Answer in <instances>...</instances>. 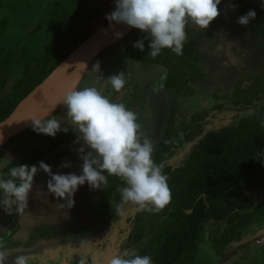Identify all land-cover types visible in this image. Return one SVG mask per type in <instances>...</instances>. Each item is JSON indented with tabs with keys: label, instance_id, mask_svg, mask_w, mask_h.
Segmentation results:
<instances>
[{
	"label": "trees",
	"instance_id": "obj_1",
	"mask_svg": "<svg viewBox=\"0 0 264 264\" xmlns=\"http://www.w3.org/2000/svg\"><path fill=\"white\" fill-rule=\"evenodd\" d=\"M6 1L0 0V10ZM236 5L241 16L250 9L257 12L256 19L244 28L264 42V9L243 1ZM104 9L95 0H73V10L61 14L41 54L36 48L28 54L19 53L18 48L21 44L24 47L29 38L40 35L44 24L22 38L11 32L0 37V122L82 43L110 23L107 18L99 20ZM144 36L145 33L134 28L125 38V59L165 68V88L174 92L177 103L181 98L193 96V86L204 80V73L198 68L199 51L187 39L183 55L165 49L154 59L149 54L148 40L144 41L143 51L133 47ZM214 97L230 102V111L237 114L221 130L204 129L207 112L178 122L174 103L153 157L157 163L165 164L171 202L158 213L138 211L128 218L130 232L125 228L117 238V242L124 241L121 254L137 248L140 255L151 256L153 264H203L200 255L208 249L216 264L227 258L233 247L246 240L251 229L264 220V79L254 78L248 84L240 82L232 95ZM215 110L221 111L223 107L218 105ZM61 127L68 131L58 132L55 137L41 133L39 138L29 139L25 135L33 130L30 128L9 140L0 148V159L10 156L13 162L0 170V177L7 178L12 166L39 167L40 161L50 165L68 156L78 145L77 133L69 122ZM185 149H188L185 157L170 165L178 152ZM107 180L99 190L92 217L82 229L86 238L119 226L124 205L121 206L117 189L126 185L118 177L108 176ZM113 247L114 244L109 251Z\"/></svg>",
	"mask_w": 264,
	"mask_h": 264
},
{
	"label": "clouds",
	"instance_id": "obj_2",
	"mask_svg": "<svg viewBox=\"0 0 264 264\" xmlns=\"http://www.w3.org/2000/svg\"><path fill=\"white\" fill-rule=\"evenodd\" d=\"M222 0H116V9L107 15L110 24H125L145 33L143 39L133 47L143 51L145 40L149 41V54L152 58L161 55L165 49L180 56L183 55L189 25L199 29H208L221 15ZM233 10L236 4H229ZM264 9V3L261 4ZM257 12L253 9L239 17L237 23L243 26L255 20ZM115 38L122 39L123 33L116 32ZM84 65L87 70V65ZM92 71H100V63ZM107 83L115 92L124 89V72L107 78ZM62 104L66 109L68 122L74 125L77 133L75 143L82 144L77 151L82 161V174H54L50 165L44 161L36 165L19 164L9 168L7 178L0 177V206L6 211L15 206L20 215L29 206V196L34 181L41 171L47 173L48 192L58 200L60 209H71L75 205L74 196L79 187L86 183L93 189H100L108 183L107 177H118L126 185L117 191L122 205H132L138 211L160 212L172 199L169 176L165 173V164L154 160L155 142L143 131L138 114L123 103L110 100L95 86L67 89L62 98L48 112L33 115V130L55 137L58 132H67L61 127L60 119L51 116V111ZM50 119H45L46 116ZM4 137L0 134V143ZM172 141H167L171 143ZM13 162L11 157L0 159V169ZM62 168L71 167L64 162ZM103 173H107L104 175ZM81 247H85L84 244ZM9 251L0 240V264H8ZM44 264V258L35 254H20L11 260V264ZM78 264H89V257L81 255ZM91 264H103L92 259ZM106 264H153L149 255H140L137 248H130L119 255H112Z\"/></svg>",
	"mask_w": 264,
	"mask_h": 264
},
{
	"label": "rangeland",
	"instance_id": "obj_3",
	"mask_svg": "<svg viewBox=\"0 0 264 264\" xmlns=\"http://www.w3.org/2000/svg\"><path fill=\"white\" fill-rule=\"evenodd\" d=\"M95 2L105 7L104 15L99 19L102 22L113 11L116 0H95ZM72 10L73 0H7L0 10V37L4 38L7 36V32H11L14 36L22 38L40 24H44V29L39 33L40 35L29 38L24 42V47L21 44L18 48L19 53L23 51L28 54L34 52L36 48L38 49L37 53L41 54L46 47L47 37L51 36L61 14L64 11L70 12ZM230 13L232 15L233 11L230 10ZM229 21L230 24H233L232 20L228 19ZM244 27L235 24L229 30L226 39L227 44L231 45L229 48H227L228 46L220 47L222 57L220 56L217 59L206 58V60L200 58L201 62L198 68L203 71L204 80L193 86L195 91L193 96L181 98L178 103L174 92L164 88L163 79L167 73L166 69L158 65L126 61L124 56L126 44L124 41L102 52L93 61L78 89L95 86L110 100L123 103L128 109L135 111L138 114L139 122L143 126V131L155 142V150L165 131L174 103L177 104L178 108L176 116L178 122L189 120L195 112L210 111V117H207V121L204 122L205 129L208 131L221 128L234 119L235 113L212 111L211 106L225 105V103H223L224 100L210 98V96L215 95L223 98L232 94L234 86L238 82L248 84L254 78L264 79V42L247 32ZM192 35V32L188 35L189 40H191ZM97 62L100 63V71H92ZM120 72H124L126 84L124 89L117 93L107 83V78ZM124 93L127 95L123 96ZM189 103L192 106H189ZM65 114L66 109L64 107L62 111L54 116L57 119L61 118V126L68 123ZM40 135L41 133L31 130L25 136L34 139L39 138ZM80 147H82V144H78L73 148L68 156L50 164L52 172L54 174H82V161L79 159L77 151ZM187 150L178 152L169 164L176 165L180 162L185 157ZM6 155L9 156L8 153ZM64 162H70L71 167L62 168L61 165ZM48 179V174L43 171L37 174L33 191L29 196V206L23 215L16 212L15 206L8 208L10 215H14L19 220L25 219L22 221L23 224L20 222L21 231L31 232L41 226L40 222H45L48 219H52L51 223L56 225L55 220L59 215H62L65 221L69 220L70 224L82 225L86 223L91 215L90 212L84 217L74 213V211L82 210L83 203L80 198L83 194L87 193L91 196L95 200L96 206L99 189L93 190L90 188L86 192L89 187L86 183L80 187L84 191L75 193L74 200H77V203L71 209H60L58 205L66 204L67 201L63 198L58 200L56 197L48 198L49 203L45 207H37L46 203V196L41 195H46L48 192ZM61 210H65L64 213H60ZM125 211L128 214L134 213L136 207L130 204L124 205L122 214ZM114 228L112 227L113 230ZM262 240H264V220L251 229V233L246 240L233 247L227 258L218 260V264H264V241L262 242ZM207 250L201 252L200 259L203 264H213L211 253ZM114 254L119 255L121 253L115 251ZM106 262L107 259L103 264H106Z\"/></svg>",
	"mask_w": 264,
	"mask_h": 264
},
{
	"label": "flooded vegetation",
	"instance_id": "obj_4",
	"mask_svg": "<svg viewBox=\"0 0 264 264\" xmlns=\"http://www.w3.org/2000/svg\"><path fill=\"white\" fill-rule=\"evenodd\" d=\"M240 1H243L244 3L249 4L250 6H261V4L264 3V1L261 0H222L221 5L219 6L221 8V15L217 18L216 21H214L210 25L208 29H199L198 26L195 25L188 26L189 29L187 34L189 35L192 32L193 35L192 37H190L191 40L188 39L189 36L187 37V39L191 42L192 45L194 44L193 46L199 51L200 58L205 60L206 58H220V47H230V42V45L227 44V33L231 28L235 26V24H238L237 20L239 17H241V15L237 12L236 9L233 10L231 7L228 6L231 3H240ZM230 10L233 11L232 15L230 13ZM228 19L232 20L233 24H230V21L228 22ZM238 83H236L235 86ZM204 95L205 97H207L206 94ZM214 96L215 95H211L210 98H215ZM223 103H225V105L221 104V106L223 107V110L221 111L232 112L230 111V102L224 100ZM189 104V106H192L191 103ZM216 107L217 106H211V110L218 112L217 110H215ZM198 112H207L208 117H210L211 115L210 111ZM198 112L193 113V115ZM193 115H191V117ZM236 116L237 114L235 113L234 119L236 118ZM240 116H242V114H240ZM233 120H231L229 123L222 126L221 128L210 129L208 131L221 130L227 125H229ZM206 121L207 118L204 122ZM203 126L205 129L204 123ZM80 187L78 189V192L84 191L83 188ZM90 188L91 187L89 186L86 192ZM41 196H46V203L45 205H40L37 207H45L49 203L48 198L55 197L49 192H47L46 195L42 194ZM80 201H82L83 203L82 210L74 211V213L84 217L90 212L91 215L90 217H88V221L86 220V223L82 225L70 224L69 220L65 221L62 215H59L55 220L56 225H53L51 223L52 219H48L45 222H40L41 226H38L39 228L32 230L31 232H26L23 230L21 231V223L23 224L22 221H24L25 219H17V217H14V215H10V211L8 208L5 211L4 208L1 206L2 208L0 209V240L4 242L5 248L10 253L8 264H11V260L15 256L20 254H35L38 256H42L44 258V264H78L81 255H87L89 257V264H91L92 259H97L104 262L111 255H113L115 251L118 252L124 241L122 240L117 242V238L122 234L125 228H127V233L130 232V230H128V218L130 216H135L136 214H128V212L125 211L124 214H122L119 226H115L113 231L110 228L100 236L89 239L86 238V235L83 234L82 229L85 228V226L88 224L90 218L93 215L95 209V200L86 193L81 196ZM76 203L77 200L75 201V205ZM63 211L65 210H61L60 213H62ZM82 244H84L85 247H81ZM112 244H114V247L111 251H109L112 247ZM35 264H39V262H35Z\"/></svg>",
	"mask_w": 264,
	"mask_h": 264
},
{
	"label": "water",
	"instance_id": "obj_5",
	"mask_svg": "<svg viewBox=\"0 0 264 264\" xmlns=\"http://www.w3.org/2000/svg\"><path fill=\"white\" fill-rule=\"evenodd\" d=\"M133 30L134 28L128 25L112 22L82 43L40 85L18 104L7 119L0 122V134L4 137L3 143H0V148L15 136L33 127L32 121L29 119L31 116L42 115L48 112L57 104V101L62 98L64 92L70 87L76 86L79 88L93 61L102 52L123 42ZM116 32L123 33V38H115ZM82 63L87 65V70H85ZM64 75L69 76L68 81L63 86H57L59 78ZM62 107L63 105L60 104L52 109L51 116ZM51 116H46L45 119ZM136 213L137 210L134 214ZM218 263L219 261L216 264Z\"/></svg>",
	"mask_w": 264,
	"mask_h": 264
},
{
	"label": "bare ground",
	"instance_id": "obj_6",
	"mask_svg": "<svg viewBox=\"0 0 264 264\" xmlns=\"http://www.w3.org/2000/svg\"><path fill=\"white\" fill-rule=\"evenodd\" d=\"M69 79V76L68 75H64L62 77L59 78V81H58V85L57 86H63Z\"/></svg>",
	"mask_w": 264,
	"mask_h": 264
},
{
	"label": "crops",
	"instance_id": "obj_7",
	"mask_svg": "<svg viewBox=\"0 0 264 264\" xmlns=\"http://www.w3.org/2000/svg\"><path fill=\"white\" fill-rule=\"evenodd\" d=\"M126 61H128V60H126ZM167 72V71H166ZM166 76H167V73L165 74V77H164V79H163V82H164V88H165V81H166ZM166 89V88H165ZM125 95H127L126 93H124V95L123 96H125Z\"/></svg>",
	"mask_w": 264,
	"mask_h": 264
},
{
	"label": "built area",
	"instance_id": "obj_8",
	"mask_svg": "<svg viewBox=\"0 0 264 264\" xmlns=\"http://www.w3.org/2000/svg\"><path fill=\"white\" fill-rule=\"evenodd\" d=\"M264 240H262V242H263ZM259 242V241H258Z\"/></svg>",
	"mask_w": 264,
	"mask_h": 264
}]
</instances>
